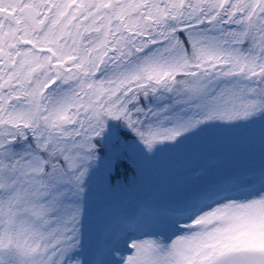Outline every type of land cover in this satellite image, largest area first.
I'll return each instance as SVG.
<instances>
[{
  "label": "snow or ice",
  "instance_id": "6c2138e0",
  "mask_svg": "<svg viewBox=\"0 0 264 264\" xmlns=\"http://www.w3.org/2000/svg\"><path fill=\"white\" fill-rule=\"evenodd\" d=\"M0 264H264V0H0Z\"/></svg>",
  "mask_w": 264,
  "mask_h": 264
},
{
  "label": "rangeland",
  "instance_id": "374dc122",
  "mask_svg": "<svg viewBox=\"0 0 264 264\" xmlns=\"http://www.w3.org/2000/svg\"><path fill=\"white\" fill-rule=\"evenodd\" d=\"M173 163V161H171L167 156H165L161 161V171H167L170 167L173 166Z\"/></svg>",
  "mask_w": 264,
  "mask_h": 264
}]
</instances>
